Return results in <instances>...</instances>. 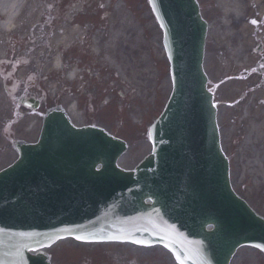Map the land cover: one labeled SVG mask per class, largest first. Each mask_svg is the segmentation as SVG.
<instances>
[{
	"label": "water",
	"instance_id": "water-1",
	"mask_svg": "<svg viewBox=\"0 0 264 264\" xmlns=\"http://www.w3.org/2000/svg\"><path fill=\"white\" fill-rule=\"evenodd\" d=\"M148 2L163 29L173 82L150 130L152 154L134 172L122 171L115 163L124 143L50 112L38 144L19 146L18 161L0 173V264H49L29 249L77 235L167 245L178 264H229L239 246H264V220L229 185L202 70L206 24L196 1Z\"/></svg>",
	"mask_w": 264,
	"mask_h": 264
},
{
	"label": "rangeland",
	"instance_id": "rangeland-1",
	"mask_svg": "<svg viewBox=\"0 0 264 264\" xmlns=\"http://www.w3.org/2000/svg\"><path fill=\"white\" fill-rule=\"evenodd\" d=\"M35 1V5H32L29 9L30 12H26L19 19L18 29L13 33L0 36V59L16 58L19 77L22 79L29 76L24 84L29 86L30 81L32 82L34 78L31 77L33 75L39 80L38 86L43 90L46 89L48 94L45 98H42V106L36 110L37 115H40L43 109L62 106L64 98H69L71 101H76L78 98L79 110L76 112L75 118L71 116L73 122L78 126L87 124L100 126L115 137L124 140L128 144V149L119 159L118 165L124 169H132L150 153L151 146L148 142L146 129L162 111L172 89L169 64L162 47V33L155 22L147 1L111 0L110 3L104 5L98 3V0H91L88 3L80 0L81 3L78 2L79 6L76 4L77 0ZM197 2L202 16L207 19L212 12L211 0H197ZM102 5L104 6L102 7ZM57 9L63 12L62 18L65 16V21L73 22L80 29L87 27L91 33L93 30H97L99 36L100 34L108 35L111 29L114 32H120L122 28L120 27L119 13H123L129 18L128 23L131 24L129 27L131 31H125L124 28L125 32L121 35L127 40L128 37L125 33H131V45L125 52H122L121 45H118V42L115 44L118 45L115 48L116 62L126 63L128 67L124 72L128 77H132L133 85L130 87L129 97H127L128 90L121 87L119 79L116 81L112 77L111 85L103 84L102 77L96 74L100 72L103 76L108 71V67L102 64L103 61L101 62L93 56L87 48L82 53L81 59L84 62H91L92 71L95 73L92 74L93 77L89 76L91 85H87V88L83 91L75 89H71L69 92L62 91L61 82L58 80L59 76L52 71L50 66H46L44 63L40 67L41 56L44 58L46 52L43 44H39V41L35 42V39H38L45 32V15H49L51 11L54 12ZM231 14L233 12L226 13V16L229 17ZM62 26H60L62 30L69 28L68 26ZM215 26L214 30H217L218 25ZM210 39L217 44L215 36ZM140 43L142 47H140ZM208 44L210 45V40ZM211 50L210 47V52ZM208 51L209 47H207L205 55L204 70L208 76L209 87L214 88V91H212L215 94L214 101L217 105L220 143L223 152L229 157L232 188L264 217V179H261V183L257 181L256 174L253 175V169L249 171V174L246 173L245 177L240 173V170L242 172L244 170L241 161H239L241 157L239 159L238 155L241 144L240 126L238 124L236 127L230 126L232 115L229 109L225 107L223 89L220 90V85L216 84L219 77L214 74L216 67L213 58H211V63L214 70L210 71L209 69L210 63L208 60L211 54L209 52L208 56ZM71 53L72 49L69 54ZM140 53L143 55L142 65ZM94 59L97 61L96 63L93 62ZM0 67L7 69L6 64ZM46 76L49 82H42ZM106 88L112 91V95L108 101L109 103L104 104V97L101 96V93ZM5 101V97L0 99V112L3 110ZM263 107L264 104L259 105L260 109H263ZM40 125L39 122L37 126ZM21 133L25 134L22 131ZM36 137V135L26 136L24 140L33 142ZM261 147L264 148V146ZM262 148L258 153L257 149L259 148H255V152L261 155ZM13 153L11 151L6 157L0 158V169L16 157ZM248 161L253 163L252 160ZM262 163H264V160H262ZM45 252L49 255L50 264H176L172 256L160 246L144 248L121 243H78L71 239H65L50 246ZM231 264H264V255L253 248L244 247L237 251Z\"/></svg>",
	"mask_w": 264,
	"mask_h": 264
},
{
	"label": "bare ground",
	"instance_id": "bare-ground-1",
	"mask_svg": "<svg viewBox=\"0 0 264 264\" xmlns=\"http://www.w3.org/2000/svg\"><path fill=\"white\" fill-rule=\"evenodd\" d=\"M220 1H221L220 3H221L222 9L225 10L224 12H226V13L233 12V14H231L232 16H234L236 18L239 17L241 8H240V5L238 4V2L240 3V0H220ZM21 5H22V3L20 0H0V15L2 17V22L0 23L1 31L11 32L14 29V26L16 24V20L18 17V11L21 8ZM118 17L121 19L120 20V27L122 29L120 30V32H114V30L111 29L108 33L107 41H106L103 49H102L100 42L98 41L99 40V34L94 35V37H93V51L96 54L104 53L105 54L104 55L105 63H107V65L111 69H114L115 72L118 74V76L124 80V81L120 80L121 85L131 87V85H133L132 77L131 76L128 77L124 72V70L128 66L126 63L121 64L120 62H116L115 48H114L117 40L121 36L120 33H123L125 31H131V29L129 28L131 26V24L128 23L129 18L125 14L119 13ZM224 18H226V17L224 16ZM124 28H125V31L123 30ZM72 33H78V28H76V27L72 28L71 30L66 31L64 36L57 37L53 42V47L54 48H56V47L61 48V45L67 43L66 41L68 40V38L72 37ZM139 39H140V37H139ZM122 40H123V38H122ZM127 42H128V46H126V49H128V47L131 45V43L129 41H127ZM140 47H142L141 43H140ZM241 50H242V48H241L240 43L237 46H234L232 48V53H233L232 59H233V61H230L231 64L239 63L240 58H241ZM142 56L143 55L140 53L141 65H142ZM51 66L54 70H58L60 68L59 67L60 62H59L57 57L53 60ZM252 85H253V81L250 80V85H248V86H252ZM245 86L246 85H244L242 83H238L236 81H233L232 83L228 82L227 84L224 85L222 91L225 93V98L227 100H231V99L235 98L238 95V93L240 92V90L243 89ZM260 96H264V93H262V94L255 93L253 95V102L255 99H258V97H260ZM257 107L252 106V105H248L244 109V119H243L244 121L249 122V129H250L251 134H252L249 142H251V145H252L254 150H255V147L261 143V138L262 139L264 138V107H263V109H260ZM69 112L72 115V117H76L75 106H73V105L70 106ZM5 116H6V110L3 109L0 112V117H5ZM31 120H32V117L24 118L20 122V124L17 126L16 130L21 128L24 130L25 135L31 136L33 133V129H30ZM2 121H4V119ZM7 154L8 155L10 154V151L8 149V145L5 143L4 139L0 135V158L6 157ZM252 158H253V166L254 167H257V166L262 167V158H260V156L255 151L252 152ZM249 165L250 164H248L246 168H248Z\"/></svg>",
	"mask_w": 264,
	"mask_h": 264
},
{
	"label": "flooded vegetation",
	"instance_id": "flooded-vegetation-1",
	"mask_svg": "<svg viewBox=\"0 0 264 264\" xmlns=\"http://www.w3.org/2000/svg\"><path fill=\"white\" fill-rule=\"evenodd\" d=\"M239 5L241 16L236 18L230 15L226 26L221 22L218 6L213 5L211 8L209 33H212L217 23V32L222 36L219 46L210 39V54L214 62L220 60L223 63L222 76L225 82H233L241 77L264 87V0H240ZM253 20L257 21L255 25L251 23ZM239 43L242 48L240 61L231 64L232 48Z\"/></svg>",
	"mask_w": 264,
	"mask_h": 264
},
{
	"label": "snow or ice",
	"instance_id": "snow-or-ice-1",
	"mask_svg": "<svg viewBox=\"0 0 264 264\" xmlns=\"http://www.w3.org/2000/svg\"><path fill=\"white\" fill-rule=\"evenodd\" d=\"M253 25L257 23L256 20L251 21ZM59 238V237H57ZM78 241L86 242V243H134V244H140V241L133 240V239H127L123 236L118 235H111L106 237H95V236H80L77 235L74 237ZM147 246V245H145ZM167 247V245H165ZM261 247V250H264V246H257ZM179 259V257H178Z\"/></svg>",
	"mask_w": 264,
	"mask_h": 264
}]
</instances>
